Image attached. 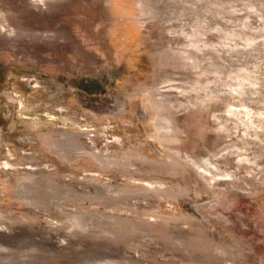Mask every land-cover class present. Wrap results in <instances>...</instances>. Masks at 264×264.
I'll list each match as a JSON object with an SVG mask.
<instances>
[{
	"label": "rangeland",
	"instance_id": "374dc122",
	"mask_svg": "<svg viewBox=\"0 0 264 264\" xmlns=\"http://www.w3.org/2000/svg\"><path fill=\"white\" fill-rule=\"evenodd\" d=\"M0 264H264V0H0Z\"/></svg>",
	"mask_w": 264,
	"mask_h": 264
}]
</instances>
